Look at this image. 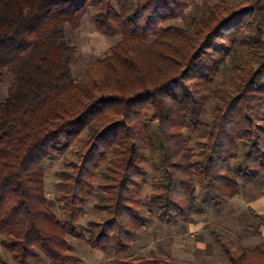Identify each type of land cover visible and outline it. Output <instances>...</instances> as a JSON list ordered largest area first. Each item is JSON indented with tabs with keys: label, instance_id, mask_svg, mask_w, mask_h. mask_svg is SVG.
Returning a JSON list of instances; mask_svg holds the SVG:
<instances>
[{
	"label": "trees",
	"instance_id": "obj_1",
	"mask_svg": "<svg viewBox=\"0 0 264 264\" xmlns=\"http://www.w3.org/2000/svg\"><path fill=\"white\" fill-rule=\"evenodd\" d=\"M194 1L0 0V81L11 78L0 103V264L4 253L13 264H67L69 236L117 264H178L123 255L146 212L190 224L264 178V0L170 23ZM89 13L121 39L75 81L65 31ZM77 142L59 175L61 220L46 165ZM89 198L98 219L81 228ZM250 213L261 237L264 214ZM213 239L228 264H264V238L254 248Z\"/></svg>",
	"mask_w": 264,
	"mask_h": 264
},
{
	"label": "rangeland",
	"instance_id": "obj_2",
	"mask_svg": "<svg viewBox=\"0 0 264 264\" xmlns=\"http://www.w3.org/2000/svg\"><path fill=\"white\" fill-rule=\"evenodd\" d=\"M227 1L237 4L240 0H195L189 3L179 16L170 23L186 25L192 15L206 12L209 6ZM66 37L76 49V55L71 63V75L75 81L80 80L88 67L98 58L109 54L111 47L120 41V37L109 38L100 33L94 23L92 14L83 19L80 28L74 30L66 27ZM11 78L5 76L0 81V103L6 98ZM80 142L75 143L63 154L50 160L46 165V193L50 208L61 220H65L60 202L57 200L60 173L67 169L69 163L76 162L74 150ZM149 169V166H148ZM151 190V179H147V186L142 192L144 198ZM200 195V194H199ZM95 198H89L84 205L85 213L79 218L81 228L87 227L90 221L98 219L94 210ZM198 201L199 198H198ZM250 209L264 214V178L250 183L241 184L239 194L226 202L220 209L212 205L205 206L203 215H196L190 224L166 225L160 222L153 213L146 212L147 223L143 226L131 248L123 255L128 258L148 257L151 253L157 256L170 255L178 264H228L214 242L213 233H219L234 244L254 248L264 238V227H260L261 237L254 235L257 222L250 213ZM71 260L68 264H114V254L99 253L91 249L87 243L69 236ZM3 260L13 264L10 255L4 253ZM33 264H42L40 261Z\"/></svg>",
	"mask_w": 264,
	"mask_h": 264
},
{
	"label": "crops",
	"instance_id": "obj_3",
	"mask_svg": "<svg viewBox=\"0 0 264 264\" xmlns=\"http://www.w3.org/2000/svg\"><path fill=\"white\" fill-rule=\"evenodd\" d=\"M99 253H103V254H105V252L100 251V250H99ZM115 258H116V256H115ZM113 263H114V264H117V263L115 262V259L113 260ZM67 264H68V263H67Z\"/></svg>",
	"mask_w": 264,
	"mask_h": 264
}]
</instances>
